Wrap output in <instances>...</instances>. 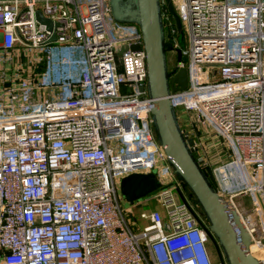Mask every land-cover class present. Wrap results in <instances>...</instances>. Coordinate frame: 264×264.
<instances>
[{
  "label": "built area",
  "instance_id": "2783aa9c",
  "mask_svg": "<svg viewBox=\"0 0 264 264\" xmlns=\"http://www.w3.org/2000/svg\"><path fill=\"white\" fill-rule=\"evenodd\" d=\"M172 2L187 39L173 69H187L188 86L171 102L179 121L216 133L206 152L183 128L264 264V0ZM147 83L141 29L115 20L111 0H0V264H216L157 138ZM154 171L162 210H142L140 225L118 190Z\"/></svg>",
  "mask_w": 264,
  "mask_h": 264
},
{
  "label": "water",
  "instance_id": "95a60500",
  "mask_svg": "<svg viewBox=\"0 0 264 264\" xmlns=\"http://www.w3.org/2000/svg\"><path fill=\"white\" fill-rule=\"evenodd\" d=\"M180 34H183L181 19L172 0H165ZM112 14L121 23H136L143 36V47L147 54V92L152 99V117L158 140L164 147L168 161L177 176L189 189L201 215L196 213L199 224L206 231L219 264H261L250 251L251 235L233 204L219 195L214 176L208 166L198 160L195 139L181 126L170 94L188 86V72L180 68L177 72L169 68L168 52L176 51L182 60L181 48H175L166 40L161 0H111ZM38 19L53 28V22L38 11ZM56 39L53 34L51 41ZM139 50L141 45H133ZM144 90V86L140 87ZM160 186L156 172L133 173L124 177L120 189L129 202L147 197ZM183 201L186 198L180 192Z\"/></svg>",
  "mask_w": 264,
  "mask_h": 264
},
{
  "label": "rangeland",
  "instance_id": "374dc122",
  "mask_svg": "<svg viewBox=\"0 0 264 264\" xmlns=\"http://www.w3.org/2000/svg\"><path fill=\"white\" fill-rule=\"evenodd\" d=\"M183 31H184V30H183ZM177 41H178L179 48H181V49H186V48H187V39H186L185 32H183V34H180V32L178 33V36H177V38H176V42H177ZM184 58H185V57H184ZM184 58H183V59H184ZM168 62H169V68H170V69H173V67H175V66L177 65V63H178V55H176V52H175V51H169V52H168ZM189 120H191V119L189 118ZM183 122H186V121H183ZM187 122L189 123V121H187ZM183 124H184V125H188L187 123H186V124L183 123ZM190 124L192 125V123H189V125H190ZM192 127H194V126H193V125L190 126L189 130H192ZM202 128H203V131L208 135L209 140H212L213 137H216V136H215L216 133L213 132V130H212L210 127H208L207 125L203 124ZM191 132H193V131H191ZM193 133H194V132H193ZM201 133H202V132H201ZM205 133H204V134L202 133V135H200V134L197 133V135H198L199 137H201L202 139L205 140V139H207V138L205 137V136H207ZM155 172H156V171H155ZM159 183H160V186H159V187H161V186H162V183H161L160 181H159ZM156 191H157V190H156ZM156 191H155V192H156ZM155 192H152V193L149 194L147 197H144V198H142V199H140V200H137V201H134V202H129V201H127L126 198L123 196L120 187H119V190H118V194H119V198H120L121 206H122L124 209H126V210H127V209H133V210H134V213H135V215H134V219H133V220L138 221V223H139L140 225L143 224V221H142L141 218H140V213H141L142 210H144V209H145V210H148V209H155V208H156V209L159 208V209L162 210V208H161L160 205L158 204L157 200H156L154 197H152V195H153ZM237 201H238V202H243V203H244L242 206L238 204V207L240 208V210H241L244 214H247V213L250 212L251 207H252L250 198H248V197H242V198H238ZM198 211L201 213V209H200V207H199ZM211 248H212V256H213V259H214V261H215L216 264H219V263H218V258H217L216 252H214L215 250H214L212 244H211Z\"/></svg>",
  "mask_w": 264,
  "mask_h": 264
},
{
  "label": "crops",
  "instance_id": "0c3cea01",
  "mask_svg": "<svg viewBox=\"0 0 264 264\" xmlns=\"http://www.w3.org/2000/svg\"><path fill=\"white\" fill-rule=\"evenodd\" d=\"M183 121H186V122H183ZM187 121H189V123H192V125L194 126V127H192V130H189V128H190V126H192L191 124L189 125V123L187 122ZM180 123H181V126L183 127V128H186V129H188L190 132L191 131H193V132H191L192 134H194V136H196V137H198L197 136V133L198 134H200V135H202V133L204 134V131H203V129L201 128V126H198V125H195L193 122H192V120H189V118H187V119H184V120H180ZM183 123H187L188 125H184ZM202 132V133H201ZM204 140V139H203ZM213 146H212V142L210 141V140H207V139H205L204 140V150L206 151V152H208V150H210V148H212Z\"/></svg>",
  "mask_w": 264,
  "mask_h": 264
},
{
  "label": "trees",
  "instance_id": "16d2710c",
  "mask_svg": "<svg viewBox=\"0 0 264 264\" xmlns=\"http://www.w3.org/2000/svg\"><path fill=\"white\" fill-rule=\"evenodd\" d=\"M190 198H191V200L198 206V208L200 207L197 203H196V201H195V199H194V197L191 195V193H190Z\"/></svg>",
  "mask_w": 264,
  "mask_h": 264
},
{
  "label": "bare ground",
  "instance_id": "6f19581e",
  "mask_svg": "<svg viewBox=\"0 0 264 264\" xmlns=\"http://www.w3.org/2000/svg\"><path fill=\"white\" fill-rule=\"evenodd\" d=\"M239 213V212H238Z\"/></svg>",
  "mask_w": 264,
  "mask_h": 264
},
{
  "label": "flooded vegetation",
  "instance_id": "af4514ba",
  "mask_svg": "<svg viewBox=\"0 0 264 264\" xmlns=\"http://www.w3.org/2000/svg\"><path fill=\"white\" fill-rule=\"evenodd\" d=\"M215 252V251H214Z\"/></svg>",
  "mask_w": 264,
  "mask_h": 264
}]
</instances>
